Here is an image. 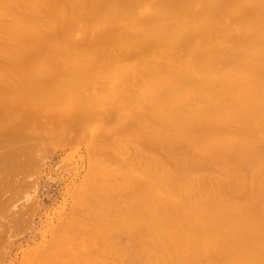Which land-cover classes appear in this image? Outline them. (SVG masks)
I'll list each match as a JSON object with an SVG mask.
<instances>
[{
    "label": "bare ground",
    "instance_id": "bare-ground-1",
    "mask_svg": "<svg viewBox=\"0 0 264 264\" xmlns=\"http://www.w3.org/2000/svg\"><path fill=\"white\" fill-rule=\"evenodd\" d=\"M45 138L86 167L28 264H264V0H0L8 235Z\"/></svg>",
    "mask_w": 264,
    "mask_h": 264
},
{
    "label": "rangeland",
    "instance_id": "rangeland-1",
    "mask_svg": "<svg viewBox=\"0 0 264 264\" xmlns=\"http://www.w3.org/2000/svg\"><path fill=\"white\" fill-rule=\"evenodd\" d=\"M108 79L111 81H115L116 77L114 75H110L108 76ZM41 138L42 136H40L39 139ZM49 138H51L52 140L53 136L49 135ZM40 141L41 142H39L38 144V148L40 150L36 148L37 150L34 149L35 151L33 152V154L37 155L39 158L37 159V157H35L34 155L33 159H31L32 161L34 160V162H32L33 166L29 165L30 166L28 167L29 170L27 169L25 174L22 173L23 171L21 172L23 175L19 174L20 176L22 175L24 177L23 180L21 178H20L21 180L19 179L20 180L19 183L23 181L22 183L25 182L26 184H28L27 182H29L30 184L26 188L23 187L24 189L19 190V192H22L24 194L23 195L21 193L23 196L20 194L21 195V197L19 198L20 200L16 199L17 201H20V202H17L16 200H14L16 196L18 197V195H16L15 197L13 196L14 198L12 197L13 202L11 201L10 202L11 204L9 203V208H11V210L10 209L8 210H10V213H11L13 204L16 203L19 205V203H21V200H22V203L19 205L21 208L24 206L27 207L28 205L31 204L30 202H33L35 204V207L33 206L34 204L30 205L31 208L27 207L25 209L24 207L22 208L24 209L23 210L24 215L22 216L20 214L21 216L19 218L18 216H15V218L16 217L18 218V219L16 218L17 219L16 221L19 224L21 222L25 225L23 226V229L21 228L23 224L20 225V227H15L16 228L15 229L13 226H17V225L19 226V224H17L16 221L15 223L17 225L12 224V220L14 221L15 218L11 220L9 219L10 217L7 218L8 220H10L9 222L12 224L11 227H13L15 231L18 230L19 233H17L18 234L17 235L15 231L10 230L11 229L10 227L9 235H8V232H7L8 229L7 230L5 229L7 232V234L5 232L6 237L7 235L8 237H10V238L7 237L8 239H6L7 240L6 241L4 235L2 236L5 230H0V234H1L0 239L4 240V242L0 241V243H3V244H0V248H3L2 250L4 251V254L2 253L3 255L0 254V257L1 255L2 257L4 256L2 260H0L1 264H8V263L9 264H28L27 260H24L26 256L23 255L24 256L23 257L22 254L24 252L26 253L27 251L25 250H28L31 247V245L37 244L35 242H40V240L43 241L47 239L49 237V233L51 235V231L49 230L51 229L50 227L57 223L59 216H62L64 213H66L69 210L67 208L70 207L71 202H72L71 201L72 197L69 196L71 194L70 190L74 189V186H75L74 183H77L79 179H81V177L85 173L86 157H84V155H86V146H85L84 141L77 139L69 144L60 143L61 146L55 145L51 143L50 141L49 142L46 141V138ZM38 150L41 152H39ZM16 183H18V181ZM19 183L15 185L16 186L19 185L20 187L21 184ZM9 192H11V190H9ZM12 192L14 191L12 190ZM10 195H13V193H11ZM8 198H10L9 200H11V196ZM8 198H7V201H8ZM25 200L26 202H28L27 205L25 203ZM16 204H15V208L14 206L13 208L14 209H16V207L20 208L18 205L16 206ZM32 207H34L33 212H32V209H33ZM27 209L29 210L30 213L32 212V215H31L32 217H30L32 220L30 219V222H28L29 220L26 221L25 220L26 218H24V217L30 216ZM17 210L19 211V209H16L14 212H12L13 216ZM8 213L6 215H8ZM20 213L22 212L20 211ZM16 214L19 215L18 212ZM25 214L26 215L28 214V215L25 216ZM10 223H8L7 226H10L9 225ZM27 224L28 225L30 224V226H26ZM32 224H34V227H32L33 226ZM11 231H12V234H11ZM36 235H38V237ZM23 249L25 250L23 251ZM2 250L0 249V251ZM20 256L23 257V259H20ZM20 260H23L22 263H20Z\"/></svg>",
    "mask_w": 264,
    "mask_h": 264
}]
</instances>
